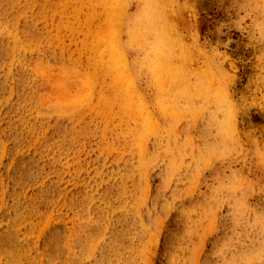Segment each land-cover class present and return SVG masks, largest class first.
Segmentation results:
<instances>
[{
	"label": "rangeland",
	"instance_id": "1",
	"mask_svg": "<svg viewBox=\"0 0 264 264\" xmlns=\"http://www.w3.org/2000/svg\"><path fill=\"white\" fill-rule=\"evenodd\" d=\"M0 264H264V0H0Z\"/></svg>",
	"mask_w": 264,
	"mask_h": 264
}]
</instances>
